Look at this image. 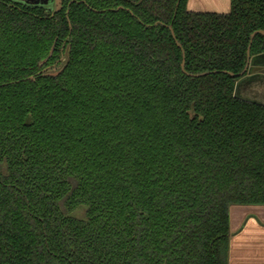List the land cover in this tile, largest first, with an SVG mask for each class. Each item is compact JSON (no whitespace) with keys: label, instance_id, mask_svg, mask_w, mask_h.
Here are the masks:
<instances>
[{"label":"trees","instance_id":"16d2710c","mask_svg":"<svg viewBox=\"0 0 264 264\" xmlns=\"http://www.w3.org/2000/svg\"><path fill=\"white\" fill-rule=\"evenodd\" d=\"M177 1L0 0V264H227L229 206L264 204L235 93L264 0Z\"/></svg>","mask_w":264,"mask_h":264},{"label":"crops","instance_id":"0c3cea01","mask_svg":"<svg viewBox=\"0 0 264 264\" xmlns=\"http://www.w3.org/2000/svg\"><path fill=\"white\" fill-rule=\"evenodd\" d=\"M195 11L228 12L230 0H187ZM237 96L264 104V53L250 57L245 74L236 82ZM227 264H264V204L229 206Z\"/></svg>","mask_w":264,"mask_h":264},{"label":"water","instance_id":"95a60500","mask_svg":"<svg viewBox=\"0 0 264 264\" xmlns=\"http://www.w3.org/2000/svg\"><path fill=\"white\" fill-rule=\"evenodd\" d=\"M20 1H21V2H24V3H26V4H31V5L41 6V7H45V8H48V7H47L48 5H52V0H20ZM60 2H61V0H56V2H55V3H56V4H55V8H59V7H60ZM178 4H179V0L176 2V8H175V11L177 10ZM170 29H171V32H172L173 37L175 38L176 36H175L174 30H173V28H172V25H170ZM257 33H261L262 35H264V30H260V29H258V30H255V31L252 32V34H251V39H250V43H249L248 48H247V62H246V65H245V67H244V69H243V71H242L241 73L245 72L246 69H247V66H248V64H249L250 57H251V56H250V47H251V43H252V40H253L254 36H255ZM177 45H178L179 47H181V49H182V51H183V59H182V62H181V68H182V70H183L184 72H186V70H185V54H184V50H183L181 44H180L178 41H177ZM186 73H187V72H186ZM204 73H206V72H204ZM192 75H196V74H192Z\"/></svg>","mask_w":264,"mask_h":264},{"label":"rangeland","instance_id":"374dc122","mask_svg":"<svg viewBox=\"0 0 264 264\" xmlns=\"http://www.w3.org/2000/svg\"><path fill=\"white\" fill-rule=\"evenodd\" d=\"M55 2H56V0H52V5H48L47 7L51 8V9H54L55 4H56ZM207 11H210V10H207Z\"/></svg>","mask_w":264,"mask_h":264}]
</instances>
